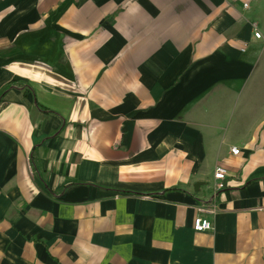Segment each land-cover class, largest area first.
<instances>
[{
  "label": "crops",
  "instance_id": "obj_1",
  "mask_svg": "<svg viewBox=\"0 0 264 264\" xmlns=\"http://www.w3.org/2000/svg\"><path fill=\"white\" fill-rule=\"evenodd\" d=\"M10 84L0 264H264V0H0Z\"/></svg>",
  "mask_w": 264,
  "mask_h": 264
},
{
  "label": "built area",
  "instance_id": "obj_2",
  "mask_svg": "<svg viewBox=\"0 0 264 264\" xmlns=\"http://www.w3.org/2000/svg\"><path fill=\"white\" fill-rule=\"evenodd\" d=\"M246 6H248L247 3ZM254 35L256 38H262V33L259 30H255ZM231 152L235 155H238L240 153V149L237 146H233L231 148ZM227 186L228 170L222 165H217L214 172V182L212 184L214 194L216 195L219 191L224 190ZM215 213L216 207L213 203L205 204L203 207H201L200 213L198 214V216H196L194 220V229L196 231L212 230L213 221L210 217Z\"/></svg>",
  "mask_w": 264,
  "mask_h": 264
},
{
  "label": "trees",
  "instance_id": "obj_3",
  "mask_svg": "<svg viewBox=\"0 0 264 264\" xmlns=\"http://www.w3.org/2000/svg\"><path fill=\"white\" fill-rule=\"evenodd\" d=\"M14 85L10 84L7 85L0 93V99L3 97V95L7 92L8 89H10L11 87H13Z\"/></svg>",
  "mask_w": 264,
  "mask_h": 264
},
{
  "label": "water",
  "instance_id": "obj_4",
  "mask_svg": "<svg viewBox=\"0 0 264 264\" xmlns=\"http://www.w3.org/2000/svg\"><path fill=\"white\" fill-rule=\"evenodd\" d=\"M200 183H201V182H198V183L196 184V188L199 187Z\"/></svg>",
  "mask_w": 264,
  "mask_h": 264
}]
</instances>
